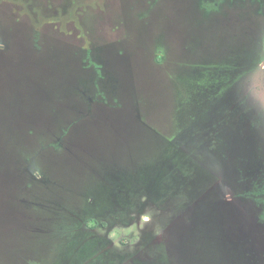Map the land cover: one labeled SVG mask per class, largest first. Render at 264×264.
Masks as SVG:
<instances>
[{
    "label": "rangeland",
    "instance_id": "rangeland-1",
    "mask_svg": "<svg viewBox=\"0 0 264 264\" xmlns=\"http://www.w3.org/2000/svg\"><path fill=\"white\" fill-rule=\"evenodd\" d=\"M0 264H264V0H0Z\"/></svg>",
    "mask_w": 264,
    "mask_h": 264
}]
</instances>
